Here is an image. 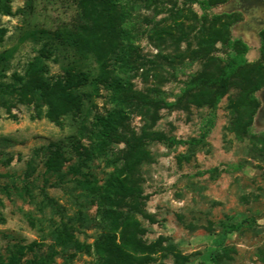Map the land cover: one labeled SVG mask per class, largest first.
<instances>
[{
  "label": "rangeland",
  "instance_id": "rangeland-1",
  "mask_svg": "<svg viewBox=\"0 0 264 264\" xmlns=\"http://www.w3.org/2000/svg\"><path fill=\"white\" fill-rule=\"evenodd\" d=\"M9 6L11 15L0 16L5 30L0 53H11L7 75L24 73L44 40L24 39L25 33L71 27L79 12L78 0H9ZM255 17L233 0H124L115 14L113 54L130 46L128 67L108 64L126 82L121 139L109 145L107 157L88 164L103 181L126 164L133 139L145 151L132 170H124L133 196L117 204L134 226L114 237L120 245L126 239L141 246L143 251L127 252L149 258L147 264H179L178 255L182 264H264V15L260 21ZM74 57L60 48L54 60H46L47 75L62 77ZM232 63L243 64L238 72L243 75H233L210 107L200 92L213 88L194 82ZM78 66L97 70L92 57ZM112 106L109 91L100 86L74 119L89 130L95 116ZM45 109L32 98L0 100V255L15 245H31L24 258L53 251L52 264H118L96 252L101 230L94 227V203L85 211L91 224L74 232V245L61 249L50 235L49 209L37 207L40 188L67 215L75 209L62 187L43 183L44 160L62 146L65 171L76 160L74 148L89 140L68 118L49 121ZM27 174L35 184L32 197L12 187L26 184Z\"/></svg>",
  "mask_w": 264,
  "mask_h": 264
},
{
  "label": "trees",
  "instance_id": "trees-1",
  "mask_svg": "<svg viewBox=\"0 0 264 264\" xmlns=\"http://www.w3.org/2000/svg\"><path fill=\"white\" fill-rule=\"evenodd\" d=\"M124 0H78L79 12L71 27L58 28L53 32L47 30H33L24 34V39L37 41L43 38L37 54L26 63L24 73H12L7 75L5 72L9 66L11 58L10 51L0 53V100L5 97L15 96L21 102H26L30 98L37 103L46 106L45 117L56 124H61L62 120L70 119V124L75 125L77 133H86L89 140L87 146L82 145L74 148L76 160L69 164L65 171L60 169V150L62 146L53 149L51 155L44 160L42 172L43 183H49L62 187L70 202L75 209L73 216L65 213L63 208L50 197L43 188H40V200L37 207L40 211L49 209L51 219L50 235L57 247L66 249L74 245V232L79 227H86L91 224L85 211L93 203L96 205L97 223L94 227L101 230V234L95 240V249L98 256L102 255L114 257L118 264H147L149 258L136 257L127 252L144 250L136 243L126 239H121V245L115 242L114 235L119 229L126 226H134L133 219L125 216L117 209L118 202L123 197H132V188L128 184V174L132 170V165L137 164L145 156V151L135 143L130 144L129 158L121 168H114L103 181H100L96 174L89 169V162L107 157L109 145L121 139L118 126L123 119L125 81L115 72L116 68L108 69L112 61L118 63V69L123 70L128 67L127 54L130 46L121 49L120 53L113 54L112 47L116 42L112 40L115 27V14L122 7ZM154 1V0H144ZM11 15L9 0H0V16ZM5 30L0 26V44L3 42ZM120 32L125 33L121 28ZM104 36L110 43L104 45ZM62 48L71 51L75 56V62L63 68L62 77H49L47 74L46 60H54L56 52ZM92 57L97 65L95 73L84 70L81 63ZM232 63L221 68L216 76H199L194 85L205 84L212 87V92L201 91V96L210 107H213L225 93L226 86L230 83L233 75H243L239 65ZM239 70V71H238ZM113 73V75H111ZM102 87L109 91L112 108L103 115H97L91 124V129H86L82 121L74 119L76 114H81L84 109V102L91 100L93 93H97L98 88ZM249 114L246 112V116ZM86 129V130H85ZM81 131V132H80ZM197 143L199 140L196 141ZM28 166L31 170L32 164ZM124 170L127 172L124 174ZM27 174L26 184L12 187L17 193L26 196H33V179ZM54 216L56 219H54ZM246 221L232 224L227 227V232L237 231ZM76 225V226H75ZM78 247L82 251H87L88 246L81 243ZM134 247V248H133ZM31 249L28 246H14L8 250L7 254L0 255V264H52L54 252L50 251L38 257L24 258L23 251ZM180 263L183 257L177 256ZM198 264V263H195ZM200 264V263H199Z\"/></svg>",
  "mask_w": 264,
  "mask_h": 264
},
{
  "label": "flooded vegetation",
  "instance_id": "flooded-vegetation-1",
  "mask_svg": "<svg viewBox=\"0 0 264 264\" xmlns=\"http://www.w3.org/2000/svg\"><path fill=\"white\" fill-rule=\"evenodd\" d=\"M238 9L246 10L253 17L256 15L255 19H258L259 15H264V0H233Z\"/></svg>",
  "mask_w": 264,
  "mask_h": 264
}]
</instances>
